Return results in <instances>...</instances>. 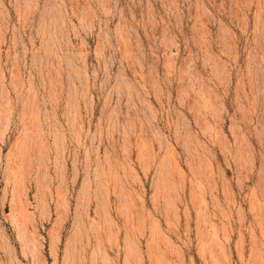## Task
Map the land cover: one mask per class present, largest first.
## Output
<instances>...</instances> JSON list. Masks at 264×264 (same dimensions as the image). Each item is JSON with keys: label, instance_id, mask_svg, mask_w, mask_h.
<instances>
[{"label": "rangeland", "instance_id": "1", "mask_svg": "<svg viewBox=\"0 0 264 264\" xmlns=\"http://www.w3.org/2000/svg\"><path fill=\"white\" fill-rule=\"evenodd\" d=\"M0 264H264V0H0Z\"/></svg>", "mask_w": 264, "mask_h": 264}]
</instances>
